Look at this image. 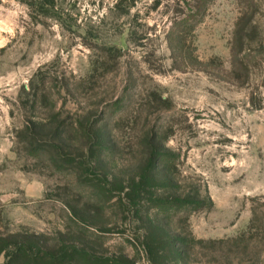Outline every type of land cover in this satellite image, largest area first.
<instances>
[{"label":"rangeland","instance_id":"rangeland-1","mask_svg":"<svg viewBox=\"0 0 264 264\" xmlns=\"http://www.w3.org/2000/svg\"><path fill=\"white\" fill-rule=\"evenodd\" d=\"M193 1L0 0V264L15 235L121 264H264V0H201L200 22L174 31L199 62L185 69L168 34ZM44 89L60 121L89 117L103 148L75 132H44L38 156L18 144L24 118L51 116V99L33 108ZM157 142L172 182L138 213L125 194ZM177 195L204 207H155ZM148 217L164 228L154 244ZM167 232L187 239L179 260Z\"/></svg>","mask_w":264,"mask_h":264},{"label":"trees","instance_id":"trees-1","mask_svg":"<svg viewBox=\"0 0 264 264\" xmlns=\"http://www.w3.org/2000/svg\"><path fill=\"white\" fill-rule=\"evenodd\" d=\"M188 4L189 11L182 12L176 16L173 21L172 31L168 34V44L171 51L172 58L177 65L186 69L187 67H194L198 64V59L194 56V53L185 50L186 39L183 36V33L177 32L174 33L175 29L181 26H187L190 22H200L204 16L206 4L201 2V0H195ZM177 44V45H176ZM235 59V57H234ZM196 63V64H195ZM46 89V88H45ZM42 92L37 90L33 94V108L35 105L43 103V105L48 104V101L51 99H46V90ZM60 95L62 90H57ZM23 93L20 98L24 97L26 100L30 96V93H27L26 89H23ZM50 93V91H49ZM24 95V96H23ZM52 95V94H51ZM54 96V95H52ZM24 99V100H25ZM23 100V102H24ZM50 101V118L43 120L36 117H26L23 121V127L19 130L17 142L18 144L24 145L25 149L29 150L34 156H38L45 152L42 146H39L44 138L49 135L52 142L55 143H65L71 134V132L80 133L84 136L86 145L90 151L95 150L96 148L101 149L105 145V140L98 136L97 134L100 131H96V124L89 123L86 125L85 121H88V118H84L82 122L79 119L78 122H74L73 119L60 121V113L57 111V103L53 99ZM49 131L44 137V132ZM98 132V133H97ZM102 138V139H101ZM155 144L158 139L155 137L151 139ZM149 149V155L147 157L146 163L140 168L139 180L134 177L131 179V182L126 191L125 197L128 201V204L134 209L140 206V201L142 200V195L148 194L149 189L153 188V184L160 183L161 186L170 185L172 182L171 177L168 178L166 175L168 170H170V165H172L171 154L165 153L164 147H162V142H157L156 145L147 146ZM63 158V157H62ZM65 159V158H63ZM159 172V180L156 181L157 176H153V173ZM166 173V174H165ZM155 175V174H154ZM151 199V198H150ZM152 201V200H150ZM212 205V203H210ZM155 207L162 209L163 213H169L170 211L176 209H190L191 211H197L203 209V201H190L183 199L180 195H177L173 202L165 201L161 199L156 202ZM140 211V210H139ZM138 212V210H137ZM139 213V212H138ZM147 228L148 232L146 238L150 243H156V239H162L164 233V228L161 225H157L154 220L150 217L147 218ZM167 240L169 242V249L173 254L175 259H180L183 257L184 253L182 247L187 246V239L180 238L167 232ZM15 240L13 245L7 244V239L1 238L3 244V252H5L6 262L3 264H121L119 261L113 260H104L96 258L90 255L86 250L80 249L76 245H65L59 248H47L44 243H36L34 240H38L33 237H22L20 235H15L11 237ZM10 238V239H11ZM194 242L195 240L192 239ZM202 244L203 242H196ZM168 249V248H167ZM151 254L154 252H150Z\"/></svg>","mask_w":264,"mask_h":264}]
</instances>
